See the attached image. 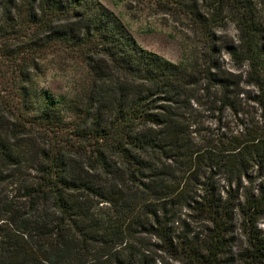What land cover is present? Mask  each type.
<instances>
[{
    "label": "trees",
    "instance_id": "trees-1",
    "mask_svg": "<svg viewBox=\"0 0 264 264\" xmlns=\"http://www.w3.org/2000/svg\"><path fill=\"white\" fill-rule=\"evenodd\" d=\"M155 2L201 44L178 63L99 0H0V264H264V0Z\"/></svg>",
    "mask_w": 264,
    "mask_h": 264
},
{
    "label": "rangeland",
    "instance_id": "rangeland-1",
    "mask_svg": "<svg viewBox=\"0 0 264 264\" xmlns=\"http://www.w3.org/2000/svg\"><path fill=\"white\" fill-rule=\"evenodd\" d=\"M99 2L111 10L122 21L142 48L155 52L173 63H178L181 60L184 47L195 44L198 45V49H200L199 45L201 44L198 42L197 38L191 34L187 21L183 20L178 14L162 11L159 6H157L155 0H99ZM227 15L228 12L223 14V16ZM228 24L230 23L220 28H225ZM236 44L237 43L225 37H218V45H220L223 50L228 51L230 46ZM220 63L226 69L235 73L242 71L237 68L235 62L231 60L229 55L227 60L220 57ZM46 74L47 80L45 79ZM46 74L38 78V84L39 87L48 89L51 92L62 93V86H67L68 83H72L71 81H58L57 74L53 71L49 70ZM193 108L195 109L194 115L196 116L194 121L203 123L205 127H214L213 124L215 120L211 115L208 116L205 113L204 107L198 109L193 105ZM224 116L228 118V114ZM29 139L34 141L38 146H42V144L47 141L45 138H41L37 132ZM23 142L26 143L28 141ZM30 167L29 163L23 164L21 174H26ZM2 189L4 191L10 190L8 186H3ZM258 229L264 235V216L258 224ZM244 248L245 240L241 231L238 229L233 253L237 256ZM236 264L239 263L237 262Z\"/></svg>",
    "mask_w": 264,
    "mask_h": 264
},
{
    "label": "clouds",
    "instance_id": "clouds-1",
    "mask_svg": "<svg viewBox=\"0 0 264 264\" xmlns=\"http://www.w3.org/2000/svg\"><path fill=\"white\" fill-rule=\"evenodd\" d=\"M215 34L218 37H225L226 39L232 40L234 43H239V30L236 27L235 23L228 24L225 28H217L215 29ZM219 57H221L224 60L228 59V53L226 50H222L219 53ZM50 71H53L57 74L58 81H65L72 83H68L67 86H62L61 91L64 94H70L73 90V84L76 79L79 78V74L71 67L65 68L62 72L58 68L50 69ZM45 79L47 80V74L45 75Z\"/></svg>",
    "mask_w": 264,
    "mask_h": 264
}]
</instances>
